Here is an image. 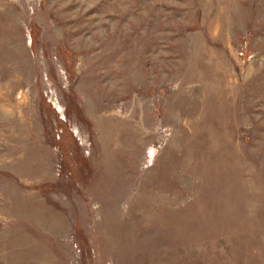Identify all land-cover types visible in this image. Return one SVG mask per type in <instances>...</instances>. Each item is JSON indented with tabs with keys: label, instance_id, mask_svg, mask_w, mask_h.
Listing matches in <instances>:
<instances>
[{
	"label": "rangeland",
	"instance_id": "rangeland-1",
	"mask_svg": "<svg viewBox=\"0 0 264 264\" xmlns=\"http://www.w3.org/2000/svg\"><path fill=\"white\" fill-rule=\"evenodd\" d=\"M0 264H264V0H0Z\"/></svg>",
	"mask_w": 264,
	"mask_h": 264
}]
</instances>
